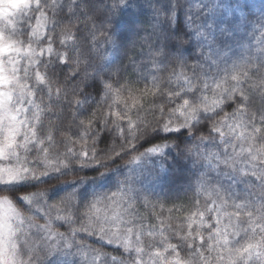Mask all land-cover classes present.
<instances>
[{
	"label": "snow or ice",
	"instance_id": "6c2138e0",
	"mask_svg": "<svg viewBox=\"0 0 264 264\" xmlns=\"http://www.w3.org/2000/svg\"><path fill=\"white\" fill-rule=\"evenodd\" d=\"M0 264H264V0H0Z\"/></svg>",
	"mask_w": 264,
	"mask_h": 264
},
{
	"label": "trees",
	"instance_id": "16d2710c",
	"mask_svg": "<svg viewBox=\"0 0 264 264\" xmlns=\"http://www.w3.org/2000/svg\"><path fill=\"white\" fill-rule=\"evenodd\" d=\"M102 50H103V46H102ZM111 55V53H110ZM159 139H160V136L157 135L154 139H153V142H159ZM148 144L145 143V147H147ZM103 147V146H102ZM143 150V149H141ZM169 160L171 162V156L169 157ZM120 163H123V162H120ZM113 167H115V165H113ZM72 175H80V176H84V177H87L89 178L87 181H90V180H94L92 178L96 177L98 175L97 171L95 169H84L82 171H79V172H76V173H73ZM72 177L71 176H66V177H49V178H46V180L43 182L45 186L47 187H50L52 189V191L49 193L50 197L52 198H58L59 196L65 194L66 192L68 191H71V186L73 185V183H70V182H65V181H69L71 180ZM173 194H181L179 192V187L177 186V188L174 190V193ZM59 231H67V228L66 227H62V228H59L58 229ZM103 251L105 252H111L112 249L110 247H105L103 249Z\"/></svg>",
	"mask_w": 264,
	"mask_h": 264
},
{
	"label": "rangeland",
	"instance_id": "374dc122",
	"mask_svg": "<svg viewBox=\"0 0 264 264\" xmlns=\"http://www.w3.org/2000/svg\"><path fill=\"white\" fill-rule=\"evenodd\" d=\"M106 183L107 181L90 180V181H86V183H84L83 185L73 184L71 186V189L73 190L74 187H78L81 192H84L85 190L91 192L93 190H96L100 184H106Z\"/></svg>",
	"mask_w": 264,
	"mask_h": 264
}]
</instances>
